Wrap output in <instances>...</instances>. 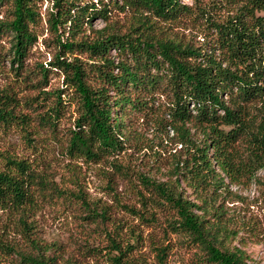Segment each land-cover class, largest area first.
Segmentation results:
<instances>
[{
	"label": "trees",
	"instance_id": "1",
	"mask_svg": "<svg viewBox=\"0 0 264 264\" xmlns=\"http://www.w3.org/2000/svg\"><path fill=\"white\" fill-rule=\"evenodd\" d=\"M0 7L10 10L0 31L11 33L10 63L30 91L22 99L33 112L32 118L19 112L22 99L10 88L0 89V133L16 127L26 141L42 142L45 129L61 144V118L75 106L61 144L65 155L106 163L113 170L110 185L115 177L132 187L140 182V206L127 209L147 225L163 216L165 235L185 237L208 264H252L242 250L226 246V228L198 214L203 208L181 186L207 195L230 183L258 181L264 170V0H0ZM43 18L57 46L51 69L61 71L64 86L35 102L37 84L24 65ZM98 18L106 26L95 30L91 24ZM193 29L203 44L195 43ZM75 51L86 59L66 56ZM40 68L46 78L49 69ZM147 124L156 130L157 146L181 147L168 150H176L175 182H158L119 160L124 150L137 149L131 143L141 141ZM88 195L81 180L61 184L52 170L0 152V210L11 215L23 241L0 236V260L86 264L37 231L35 219L44 205L62 200L84 214L83 228L93 230L89 240L105 234L107 244L86 243L93 257L102 264H142L134 254L142 234L124 240L108 208ZM168 247L153 242L157 264H167Z\"/></svg>",
	"mask_w": 264,
	"mask_h": 264
},
{
	"label": "rangeland",
	"instance_id": "2",
	"mask_svg": "<svg viewBox=\"0 0 264 264\" xmlns=\"http://www.w3.org/2000/svg\"><path fill=\"white\" fill-rule=\"evenodd\" d=\"M182 2L192 4L193 0H182ZM48 5L46 1L40 5L43 12ZM9 16L10 10L0 7V21L6 20ZM91 25L95 30L106 26L99 18L95 19ZM193 30L191 36L196 41L195 43L203 44L204 39L201 36L196 38L197 31ZM36 31L37 42L30 49L24 65L32 82L37 84V92L33 93L35 102L41 100L45 93H51L64 86V77L61 71L57 69L52 71L51 69L54 68L50 63L54 61L57 46L45 18L36 26ZM11 44V33L0 31V89L10 88L22 99L30 91L26 90L21 81L22 77L16 76L10 63ZM66 56L69 59L76 56L86 59L78 51L67 53ZM42 65L50 70H48L46 78H43L44 75L40 68ZM23 101L22 99V107L19 112L27 113L32 118V110L28 105V108H25ZM75 108V106H69L65 117L61 118L58 137L63 141L66 130L72 125L77 114ZM41 127L44 129L43 126ZM155 131V128L150 124L143 126L140 130L143 133L141 141L131 143L137 145V149L130 147L124 150L119 156V160L125 165L130 164L131 168L139 170L158 182H175L178 175H175L173 171L174 159L171 154L176 150L173 149L171 152L168 150L172 147L180 150L181 147H176L172 142L166 149L157 146L156 144L161 141L158 140ZM22 135V131L16 127L5 132L2 131L0 133V152L16 155L19 159H28L39 170H52L61 184L70 186L81 180L87 189L89 198L92 201H98L101 207H106L111 212V223L116 222L119 234L124 240L131 242L136 233L142 234L143 239L134 253L140 258V263L157 264L153 248L154 242L169 245L167 264H208L205 261L204 253L199 248L189 245L185 237L172 233L165 235L163 216H160L159 224L147 225L141 222L133 211L127 209L129 205L140 206L137 196V189H142L140 182L135 184L137 188L136 186L132 187L124 178L115 177L110 185L108 178L111 177L113 170L109 165L106 163L86 164L70 159L61 147L63 141L60 144L45 129L39 134L42 137V142L26 141ZM32 137L35 138L34 135ZM32 145L35 148H32ZM38 150L40 153H37ZM258 177V181L242 184L230 183L228 186L216 190V193L210 191L207 195L195 192L184 182L181 186L184 196L203 208L202 211H196L198 214H202L210 222L218 219L222 227L226 228L228 236L222 235L226 246L231 250H242L246 260L252 264H264V170L258 173ZM226 182L229 183L227 180ZM217 214L220 216L218 217ZM80 215L84 214L77 211L74 203H64L62 200L58 203H46L35 219L37 231L42 239L61 244L62 253L66 256L75 255L78 260H83L86 264H102V258L93 257L94 251L88 248L86 243L90 241L92 242L91 246L100 245L101 240L107 244L106 236L102 234V237L94 242L89 240V233L93 230L92 228H83L84 221ZM110 228L113 230L112 226ZM0 236L13 243H23L13 218L2 210H0ZM88 254H91L92 257ZM15 260L14 256L8 260H0V264H17Z\"/></svg>",
	"mask_w": 264,
	"mask_h": 264
}]
</instances>
